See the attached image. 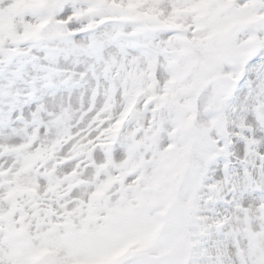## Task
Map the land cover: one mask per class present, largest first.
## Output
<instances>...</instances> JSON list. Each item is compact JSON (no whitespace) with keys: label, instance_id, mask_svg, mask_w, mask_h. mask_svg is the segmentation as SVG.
<instances>
[{"label":"snow or ice","instance_id":"1","mask_svg":"<svg viewBox=\"0 0 264 264\" xmlns=\"http://www.w3.org/2000/svg\"><path fill=\"white\" fill-rule=\"evenodd\" d=\"M0 264H264V0H0Z\"/></svg>","mask_w":264,"mask_h":264}]
</instances>
